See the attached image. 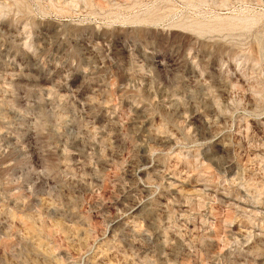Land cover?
Returning a JSON list of instances; mask_svg holds the SVG:
<instances>
[{
  "label": "rangeland",
  "instance_id": "rangeland-1",
  "mask_svg": "<svg viewBox=\"0 0 264 264\" xmlns=\"http://www.w3.org/2000/svg\"><path fill=\"white\" fill-rule=\"evenodd\" d=\"M0 264H264V0H0Z\"/></svg>",
  "mask_w": 264,
  "mask_h": 264
}]
</instances>
